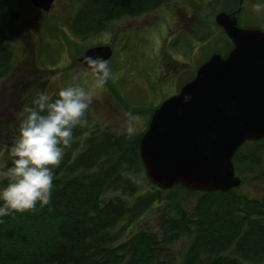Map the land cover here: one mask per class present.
I'll return each instance as SVG.
<instances>
[{
    "label": "trees",
    "instance_id": "16d2710c",
    "mask_svg": "<svg viewBox=\"0 0 264 264\" xmlns=\"http://www.w3.org/2000/svg\"><path fill=\"white\" fill-rule=\"evenodd\" d=\"M70 1L77 9L67 27L84 40L111 22L151 12L172 0ZM17 4L18 0H0V80L12 72L15 50L10 39L21 33L24 13ZM110 85L106 87L111 89ZM34 96H26L31 99L28 106ZM86 118L87 126L74 130V142L54 170L52 203L35 212L6 216L0 223V264H160L165 249L180 239L189 243L179 264H248L264 259V196L250 198L239 189L194 192L179 185L143 191L147 185L139 154L143 132L111 133L96 124L89 111ZM3 133L0 123V145L6 142ZM233 163L244 180L262 167L264 139L246 142ZM191 195L196 201L188 206ZM163 202L170 214L161 231L142 228L128 235L132 224Z\"/></svg>",
    "mask_w": 264,
    "mask_h": 264
},
{
    "label": "rangeland",
    "instance_id": "374dc122",
    "mask_svg": "<svg viewBox=\"0 0 264 264\" xmlns=\"http://www.w3.org/2000/svg\"><path fill=\"white\" fill-rule=\"evenodd\" d=\"M256 2L242 1L238 22L242 27L264 32V12L253 10ZM238 3L239 0H172L151 12L111 22L103 32L83 40L74 37L67 27L76 3L56 0L51 10L43 13L28 0H18L17 6L24 13L21 33L10 39L15 50L12 72L0 80V123L6 140L0 150L9 146L17 134L25 115L23 109L31 100L26 96L67 86L92 90V77L86 74L79 58L87 48L104 44L112 33L115 41L109 62L113 78L108 82L113 84L112 91L106 86L93 90L88 111L93 121L108 132L129 134V125L134 129L132 136L144 132L159 104L192 80L213 53L224 56L229 51L228 39L213 19L219 11H234ZM128 113L132 114L131 121ZM243 149L246 153L249 147ZM146 181L143 191L152 186ZM239 192L250 198L264 196V164L243 179ZM196 197H188V206L195 203ZM169 214L170 208L164 202L155 204L127 229L128 235L142 228L161 231L164 217ZM187 243L186 239L171 243L160 264H179ZM248 264H264V259Z\"/></svg>",
    "mask_w": 264,
    "mask_h": 264
},
{
    "label": "water",
    "instance_id": "95a60500",
    "mask_svg": "<svg viewBox=\"0 0 264 264\" xmlns=\"http://www.w3.org/2000/svg\"><path fill=\"white\" fill-rule=\"evenodd\" d=\"M28 1L45 13L55 2ZM236 13L221 11L213 19L232 49L225 57L211 55L190 82L159 104L140 138L145 176L160 190L178 185L194 192L238 189L236 152L246 142L264 139V32L238 26ZM85 54L110 60L112 49H86L79 58L86 69Z\"/></svg>",
    "mask_w": 264,
    "mask_h": 264
},
{
    "label": "clouds",
    "instance_id": "9594fccd",
    "mask_svg": "<svg viewBox=\"0 0 264 264\" xmlns=\"http://www.w3.org/2000/svg\"><path fill=\"white\" fill-rule=\"evenodd\" d=\"M253 10L264 12V0H257ZM83 63L92 77V90L67 86L37 92L23 109L14 140L0 150V223L6 216L35 212L52 203L54 170L74 142V130L88 124L93 90L103 89L113 78L108 59L85 54ZM127 119H133L131 113ZM133 130L127 127L130 135Z\"/></svg>",
    "mask_w": 264,
    "mask_h": 264
},
{
    "label": "flooded vegetation",
    "instance_id": "af4514ba",
    "mask_svg": "<svg viewBox=\"0 0 264 264\" xmlns=\"http://www.w3.org/2000/svg\"><path fill=\"white\" fill-rule=\"evenodd\" d=\"M242 1L244 0H239V3H238V7H239V4L241 5L242 4ZM235 11V10H234ZM234 11H230L231 12H234ZM237 13L235 14V16L237 17L238 19V14H239V11H236ZM238 25L240 26L239 22H238ZM147 27V26H146ZM242 27V26H240ZM220 30V29H219ZM222 31V30H221ZM223 32V31H222ZM224 34V33H223ZM108 40L106 42H104L105 45H109L111 48H112V44H114V41H115V37L112 34H110V36L107 38ZM113 49V48H112Z\"/></svg>",
    "mask_w": 264,
    "mask_h": 264
}]
</instances>
